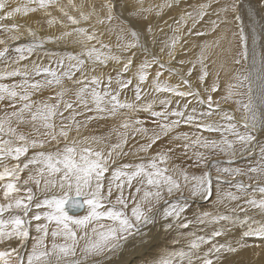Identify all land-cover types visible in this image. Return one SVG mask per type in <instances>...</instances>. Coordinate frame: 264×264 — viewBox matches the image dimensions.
<instances>
[{
  "label": "snow or ice",
  "instance_id": "1",
  "mask_svg": "<svg viewBox=\"0 0 264 264\" xmlns=\"http://www.w3.org/2000/svg\"><path fill=\"white\" fill-rule=\"evenodd\" d=\"M131 2L104 0L102 11L93 7L85 12L83 4L74 0H67L66 5L60 0H26L11 9L6 0H0V20L40 12L49 17V27L64 29L59 35L41 36L28 27L27 42L13 47L12 42L22 39L21 26L0 23V32L5 34L0 38V64L4 65L0 69V103H7L0 115V264H101L130 238L150 242L152 229L158 226L166 235H176L172 250L153 264H224L225 254L264 247V219L249 214L256 211L264 217V0H219L218 19L210 22L213 29L218 23L240 22L238 31L232 33L241 48L233 63L243 67L235 71V82L226 85L222 97L225 102L234 100L240 121L213 100L210 92L217 91V83L205 89L209 94L204 99L185 74L166 67L150 51V39L153 44L156 39L146 14L155 10L159 16V10L171 8L174 0L148 8L143 7V0H136L141 6L124 16ZM209 7V3H201L186 10L177 23L192 19L195 24ZM52 8L60 12L59 18L52 16ZM98 26L115 35L114 47L101 41ZM176 32L178 29L160 48L161 53L167 49L170 58L181 39ZM69 39L79 51L46 48ZM207 47H202L197 58L200 83L209 75L204 65ZM140 53L145 58L137 64ZM34 55L36 59L28 63ZM109 62L122 65L113 69L115 75L104 71ZM133 66V75L126 77ZM165 72L169 77L178 76L180 82L170 83L163 78ZM192 72L188 68L187 77ZM6 80L11 83L3 82ZM65 81L72 86L66 87ZM130 88L132 99L126 96ZM46 89L56 91L45 99H33ZM173 103L177 106L169 107ZM157 104L160 110H155ZM200 105H206V110L199 111ZM141 113L153 118L151 130L144 127ZM109 118L120 122L106 135L81 138L83 127ZM182 125L196 131L180 132ZM24 127L30 131H23ZM73 129L76 135L69 139ZM137 134L147 142L125 151L129 136ZM166 136H171L173 146L150 155L157 141ZM257 148L258 161L245 168L221 167L209 155L222 154L232 163ZM180 149L190 164L173 163L174 153ZM130 154L133 162L119 163ZM137 157L139 162H135ZM195 168L202 170L199 175L190 171ZM213 168L217 185L222 178L231 177L226 180L229 190L216 187L211 211H198L191 218L184 215L190 201H208L213 196ZM25 171L28 175L22 179ZM70 197L79 198L71 201L72 214L66 210ZM77 210L85 214H77ZM237 226L244 228L240 237L229 239ZM253 237L261 243H245Z\"/></svg>",
  "mask_w": 264,
  "mask_h": 264
},
{
  "label": "rangeland",
  "instance_id": "2",
  "mask_svg": "<svg viewBox=\"0 0 264 264\" xmlns=\"http://www.w3.org/2000/svg\"><path fill=\"white\" fill-rule=\"evenodd\" d=\"M12 1V2H11ZM24 1H26V0H22V3H20L19 4V0H9V2L8 1H6V3L8 2V3H10V4H15V5H22L23 3H25ZM89 1V0H88ZM92 1V4L91 3H89V2H86V0L84 1V0H74V2L77 4V5H80V4H83V10L85 11V12H88V11H91L92 10V8L93 7H95L96 6V4H98V6H100L99 4L101 3L100 1H102V0H100L98 3H96L95 2V0H91ZM90 1V2H91ZM96 1H98V0H96ZM159 1H161V2H159ZM163 1V2H162ZM177 1V2H176ZM196 1V2H195ZM201 1V2H200ZM207 0H203V2H202V0H174V2H173V5H172V7H173V9H175L176 7V11L175 10H173L174 12L172 13V15H174V17L171 15V16H169L172 20H173V22L172 23H175V25L177 24V26L176 27H182L181 28V31L179 32V33H177V35H179L180 37H181V39H180V41L181 42H179L178 44L180 45V44H182L183 43V41H182V39H184L185 37H190V40L189 39H187V40H185V42L182 44V45H180L181 46V48H179V51H175V52H173V59L174 60H176L177 58H179L181 55H183L184 56V63H186V59L187 58H185V57H188L189 56V60L187 61V64L188 65H190V67L191 68H193V72H192V74H191V76L190 77H187V71L188 70H186V71H184L183 69H181L180 67H178L179 69L178 70H181V71H184L183 73L185 74V76H186V78H188L189 80H190V82H191V84H192V86H193V88H196V89H198L200 92H201V96L204 98V99H207V95L209 94V93H206L205 92V89H211V87H212V85H213V83L215 82V83H217V91L216 92H210V94L212 95V97H213V100L214 101H219V106H220V109H222L223 111H226V112H229L230 114H232L233 115V117L235 118V120H237V121H240L241 120V113L240 112H238L237 110H236V104L234 103V100H229V101H227V102H225L223 99H222V97L226 94L225 93V88H226V86H225V84L227 85V84H229V83H234L235 81L232 79V77H233V75H234V73H235V71L237 70V69H242V67H243V64H240V65H236V64H234L233 63V59L237 56V54L241 51V48H240V45H239V43H238V40H236V39H234L233 38V35H232V33L233 32H236V31H238V26H239V23L240 22H236L235 24L236 25H238V26H235L234 27V29L232 30V31H230V29H229V24H224V23H218V25H217V27L215 28V29H213V27H212V24L210 23L211 21H213V20H217V14H216V9H217V7H220V6H222L221 4H219L220 2H218V1H216V0H213V1H211V0H208L207 2H206ZM165 2V0H158V1H156V0H143V7L144 8H148V7H150V6H158V5H160V3L162 4V3H164ZM187 2V3H186ZM190 2V3H189ZM210 2V3H209ZM60 3L61 4H67V0H60ZM96 3V4H95ZM159 3V4H158ZM199 3H209L210 4V7H209V9H208V11H210L211 9V11H210V15H209V13H206V15L203 17V19H199V20H197L196 22H195V24H193V21H192V19H189L190 20V22H191V24H187V22H182V24L184 23V25H182L181 23H177L178 21H180V18H181V16H180V14L177 16L176 15V13H181L182 15H184V13H185V11L187 10V11H191L193 8H195ZM215 4V5H214ZM219 4V5H218ZM89 5V6H88ZM136 5V0H134V3H133V0H132V2H131V4H130V6H129V9L127 10V11H125L124 13H123V15L124 16H127L128 15V11H132L133 10V7H136V8H138L137 7V5ZM10 8L9 9H11V5H8ZM98 6L97 7H95V9H96V11H102V7H99L98 8ZM141 5H139V7H140ZM17 7V6H16ZM171 7V8H172ZM171 8H168V7H165L164 9H162V10H159V9H156V10H159L160 11V15L159 16H157L156 15V11L154 10V11H152V12H150V13H147L146 14V17H147V22L148 23H151L152 24V26H153V28H154V34H155V39H156V43H151V39H150V42H149V44H148V46H150L149 48H150V51L153 53V54H155V55H157L158 57H159V55H161L162 57L163 56H166L165 54H167V49L163 52V53H161V52H159L160 50V48L162 47L161 45V43H159L160 42V40L161 39H159V38H162L163 37V33H167V32H171V30L170 31H168V30H165V28L163 27L164 25H163V22H161L160 23V21L162 20V19H164L165 17H167V15H168V13L170 12V10H171ZM180 9V10H179ZM178 10H179V12H178ZM182 10V11H181ZM214 10V11H213ZM49 11L52 13V16H55V17H57V18H59L60 16H61V14H60V12L57 10V9H55V8H52V9H49ZM69 11H72L73 12V14H76L75 13V11H73L72 9H69ZM118 11H119V9H118ZM176 12V13H175ZM212 12V13H211ZM175 13V14H174ZM0 15H2V13H0ZM16 14H14V16L12 17V18H8V19H4V20H0V23H3V24H6V25H12V24H17V25H20L21 27H20V30H22V31H20V32H22V34H23V36H22V41L20 40V41H18V42H12V44H13V47L17 44V43H24L25 41H27V32H26V29H27V27H31L34 31H37V33L39 34V35H41V36H44V35H49V34H55V35H59V33L61 32V31H63L64 29L63 28H60V26L59 25H53L52 27H49L48 25H47V23H46V20L49 18V17H45L44 15H43V13H40V12H37V13H28L27 14V16L26 15H23V14H17L16 16H15ZM21 15V16H20ZM23 15V16H22ZM175 15H176V17H175ZM209 15V16H208ZM207 16V18H205ZM19 17V18H18ZM25 17V18H24ZM179 17V18H178ZM209 17V18H208ZM177 18V20H175ZM205 18V19H204ZM229 18H231V17H229ZM16 21H15V20ZM220 20H223V17H220L219 18ZM175 20V21H174ZM15 21V22H14ZM32 21V22H31ZM177 21V22H176ZM19 22V23H18ZM90 23V22H89ZM245 23H246V21H245ZM156 24V25H155ZM163 26H162V25ZM159 25H161V28L160 27H158ZM168 25H170L171 26V24H168ZM190 25H191V27H190ZM199 26V28L197 29V27H195V26ZM209 25V26H208ZM222 25V26H221ZM225 26V28H224V26ZM83 26H85V27H87L88 26V24L87 23H85ZM55 27V28H54ZM186 27V28H185ZM223 27V28H222ZM163 28V29H162ZM184 28V29H183ZM190 28V29H189ZM207 28V29H206ZM54 29V30H53ZM162 29V30H161ZM193 29V30H192ZM24 30H25V32H24ZM103 30H105L104 29V27H102V26H100V27H98V31H100V33H103V35H101V41L102 42H104V43H108V44H111L113 47L115 46V44H116V39H115V35L114 34H112V36L111 35H109L107 32H106V30L105 31H103ZM159 30V31H158ZM192 30V31H191ZM188 31V32H187ZM197 31L198 32H200L201 31V33H203V35H200V36H197L196 35V33H197ZM205 31H207V32H205ZM182 32V33H181ZM209 32V33H208ZM169 33H167V34H169ZM104 34H105V36H104ZM108 34V35H107ZM180 34H182V35H180ZM193 34V35H192ZM191 36H193V37H191ZM196 36V37H195ZM209 36V37H208ZM226 37V38H225ZM0 38H5V34L4 33H2V32H0ZM196 38H198L197 40H199V41H197L196 40ZM72 39H74V38H72ZM72 39H69L68 41H66V42H62V43H60V44H58V45H54V44H48V45H46V48L47 49H50V50H52V51H59V52H63V51H79L80 49H79V47L76 45V44H74V43H72ZM193 39V41H191ZM225 39L228 41H225ZM104 40V41H103ZM195 40V41H194ZM189 41H191V42H189ZM221 41H225V42H221ZM195 42V45L194 46H191L192 45V43H194ZM197 42V43H196ZM227 43V44H226ZM15 44V45H14ZM187 45V46H186ZM205 45H207L208 47L205 49V56H206V59L204 60V65H205V67L207 68V71H208V73H209V75L207 76V77H205V81H204V83H200V81H199V75H200V64L199 63H197V58L200 56V53H201V49H202V47L203 46H205ZM97 46H99V45H97ZM157 47V48H156ZM190 47V48H189ZM187 49H189V50H187ZM190 49H191V55H190V53H189V51H190ZM184 50V51H183ZM186 50V51H185ZM181 51H182V53H181ZM193 51V52H192ZM217 51V52H216ZM166 52V53H165ZM160 53V54H159ZM165 53V54H164ZM183 53H186V54H183ZM141 54V53H140ZM143 54V53H142ZM162 54H164V55H162ZM210 54V55H209ZM168 55V54H167ZM218 55V56H217ZM182 56V57H183ZM223 56V57H222ZM143 57H144V54H143ZM216 57V58H215ZM137 58V57H136ZM136 58H135V62H137V64H138V62H140V60H136ZM145 58V57H144ZM166 58H169V56L167 57L166 56ZM36 59V56L34 55L33 57H30L29 58V60L27 61L28 63H30L32 60H35ZM220 59V60H219ZM170 60V59H169ZM163 61V62H168L166 65H168V66H170V64H171V62L172 61ZM211 60V61H210ZM192 61V62H191ZM215 62V64H214V62ZM230 61V62H229ZM170 62V63H169ZM178 63H179V61H177ZM189 62V63H188ZM190 62H191V64H190ZM43 63L45 64V65H47V60L45 59L44 61H43ZM110 63V62H109ZM114 66H112V65ZM187 64H183V66H185V65H187ZM109 66H110V68H109ZM219 66V67H218ZM224 66V67H223ZM4 67V65L3 64H0V69H2ZM109 68V69H107V68ZM105 68H104V71H105V73L107 74V72H109V71H113V69H117L118 68V65L117 64H114V62H111L110 64H108V66H106ZM215 67V68H214ZM135 68V66L133 67V69L131 70V72H132V74H133V72H134V69ZM156 68V66H154L153 67V69L151 70V75H153L154 73H155V69ZM173 68V67H172ZM226 68V69H225ZM231 68V69H230ZM220 69H222L223 71H224V73L222 72V70H220ZM228 69V70H227ZM108 70V71H107ZM194 70H199L198 72H196V71H194ZM219 70V71H218ZM232 70V71H231ZM154 71V72H153ZM230 71V72H229ZM221 72V73H220ZM225 72H226V74H227V76L225 75ZM113 73H114V71H113ZM165 73H167V72H165ZM164 73V74H165ZM223 73V74H222ZM168 74V73H167ZM229 74V75H228ZM212 75H213V77H212ZM154 76V75H153ZM231 76V77H230ZM77 77H79V73H77ZM172 77H175L176 78V80L177 79H179L180 80V78H178V76H172ZM230 77V78H229ZM163 78H164V76H163ZM225 79V83H223V85L221 86V80L222 79ZM227 79V80H226ZM10 81V82H9ZM3 82H7V83H11V80H6V81H3ZM228 82V83H227ZM150 83H151V81L149 80L146 84H145V87L147 88V87H149V85H150ZM170 83H171V81H170ZM172 83H173V81H172ZM174 84V83H173ZM177 84V83H176ZM65 86L66 87H71L72 85H71V83L70 82H68V81H65ZM221 87H223V89L221 88ZM220 89L222 90L221 92H220ZM186 90V89H185ZM55 89H46V90H44L43 92H41V95H40V93H37V94H35L34 96H33V99L34 100H40V99H45V98H47L48 96H53L54 95V93H55ZM133 95H134V93H133V91L131 90V88L129 89V91L126 93V96H127V98L128 99H132V97H133ZM35 97V98H34ZM39 98V99H38ZM123 98V97H122ZM150 98V97H149ZM175 99V98H174ZM54 102V101H53ZM184 103V101H181V105ZM177 105L175 104V103H173L172 105H170L169 107H176ZM195 106V105H194ZM5 107H7V103L6 102H3V103H0V115H2L3 114V109L5 108ZM160 108H161V106L159 105V104H157V105H155V110H160ZM206 108H207V106L206 105H200V106H198V110L199 111H203V110H206ZM67 115H69V113L68 112H65V116H67ZM219 115V113H217V116ZM140 118L142 119V120H144L145 121V123H144V125L146 126V128H148L149 130H151L155 125H153L154 124V122H153V118L150 116V114L149 113H141L140 114ZM215 118V117H214ZM77 119H81V120H83V117H77ZM110 120V121H109ZM111 121H113V120H111V118H109V119H107V120H100V121H96V122H90L89 124H88V126L87 127H83L82 129H81V138H83V137H85V135H87V134H89L91 131L92 132H94V133H90V135H96L97 134V132L99 133V134H97L96 136H98V135H105V134H107V132L111 129V125H113V123L115 124V122L113 121L112 123H111ZM109 122V123H108ZM148 122V123H147ZM57 123L59 124V120H57ZM147 123V124H146ZM148 125V126H147ZM150 125V126H149ZM144 126V127H145ZM24 129H25V127H24ZM96 131V132H95ZM178 131H180V132H188V133H192V132H194V131H196V129L194 128V127H191V126H188V125H182L179 129H178ZM106 132V133H105ZM175 133H173L172 135H174ZM200 134H204V135H209L210 133H208V132H202V133H200ZM76 135V131H75V129L71 132V134H70V137H69V139H71L73 136H75ZM89 135V136H90ZM92 135V136H93ZM137 137H139V139L137 138ZM217 138H218V136H216ZM141 138V139H140ZM131 139V140H130ZM133 139V140H132ZM134 139H137L138 141H141V143H142V141H144L143 143H146L147 142V139H145L144 138V136L143 135H139V134H137V136H131L130 135V137H129V142H133L134 141ZM146 140V141H145ZM170 140H171V136H166V137H162L161 138V140H159V141H157V143L159 142H161L160 143V145H162L164 148H167V147H172L173 145L170 143ZM165 144H164V143ZM157 143L153 146V148L152 149H155V150H158V145H157ZM172 145V146H171ZM127 146H129V144L127 143L126 145H125V147H127ZM130 146L131 147H133L134 148V146H135V148L136 147H138L139 146V144L137 143V142H134V143H132V144H130ZM61 147H63V143H61ZM126 149V148H125ZM124 149V150H125ZM151 149V150H152ZM46 150V149H45ZM181 150L182 149H180V150H178V151H176L175 153H174V155H180L181 154ZM256 150H258L259 151V149L257 148ZM256 150H254V152L252 153V154H250L249 155V158H254L253 160H256V161H258V155H259V152L257 153L256 152ZM32 151L33 150H30L29 151V153H28V155L29 156H31L32 155ZM257 153V154H256ZM256 154V155H255ZM209 155H210V157H211V159H214V160H218V161H220V166L221 167H232V166H234V167H237V166H241V168H242V166H244L243 168H245L246 166H248V163H240V162H242L241 160L242 159H244V157L245 156H243V157H239V156H237V158L232 162V163H227V161H228V157H226V156H224V155H218V154H212V153H209ZM217 157H216V156ZM176 156H174V158L176 157ZM255 156V157H254ZM22 160H23V158H22ZM123 161H124V157L123 158H121L120 159V161H119V163L120 164H123ZM185 161V160H184ZM246 161H248V159L246 160ZM131 162H133V161H131ZM178 162H179V164H181V162L178 160ZM186 162V161H185ZM255 162V161H254ZM184 163V162H183ZM191 163V161L190 160H188L186 163H184L183 164V166L185 165V164H190ZM249 163H251V162H249ZM115 166H119V165H115ZM233 167V168H234ZM195 170V171H194ZM191 172H197V174L199 175L200 174V172L202 171L201 169H199V168H195V169H192V170H190ZM196 174V173H195ZM212 174H213V178L217 175V173H216V171H215V168H213L212 169ZM22 175V179L23 178H26L27 177V175H28V172L27 171H25L24 173H22L21 174ZM111 175V172H109V173H106V176H110ZM222 180H224V181H230L231 180V177H226V178H223ZM214 182V181H213ZM221 182V181H220ZM32 187H33V189H35L36 188V186L33 184L32 185ZM71 194V193H70ZM74 194V193H73ZM73 194H71V195H73ZM38 195L40 196V199H42L43 198V195L42 194H39L38 193ZM42 196V197H41ZM0 202H3V199H2V193H0ZM190 203H192V201H190ZM251 212V211H250ZM256 213H258V212H256V211H252L251 212V215H256ZM249 239V242L252 244L253 242V244H256L255 242H257V244H260L261 242H260V240L259 239H257V238H248ZM259 240V241H258ZM259 242V243H258Z\"/></svg>",
  "mask_w": 264,
  "mask_h": 264
},
{
  "label": "bare ground",
  "instance_id": "3",
  "mask_svg": "<svg viewBox=\"0 0 264 264\" xmlns=\"http://www.w3.org/2000/svg\"><path fill=\"white\" fill-rule=\"evenodd\" d=\"M6 1H8L9 2V0H6ZM78 1V0H77ZM82 1V0H81ZM85 1V0H84ZM91 0H86V2H89V3H91L92 4V1L90 2ZM100 0H98V1H96L95 0V2L96 3H98ZM156 1H158V0H156ZM198 1V0H197ZM208 1V0H207ZM206 1V2H207ZM211 1H213V0H211ZM216 1H218L219 2V0H216ZM7 2V5H11V8H14V7H16V6H20V5H15V4H10V3H8ZM12 2V1H11ZM25 3H26V1H24ZM101 3L99 4L100 6H98V4H96V6L95 7H97L98 6V8L99 7H101L102 6V4H103V2H104V0H102V1H100ZM159 2H161V1H159ZM163 2V1H162ZM177 2V1H176ZM196 2V1H195ZM201 2V1H200ZM202 2H203V0H202ZM20 3H22V0H19V4ZM133 3H134V0H133ZM187 3V2H186ZM190 3V2H189ZM210 3V2H209ZM24 4V3H23ZM159 4V3H158ZM161 4V3H160ZM199 4H201V3H199ZM198 4V5H199ZM220 4V3H219ZM218 4V5H219ZM136 5H137V7H139V3H136ZM135 5V6H136ZM215 5V4H214ZM85 6V5H84ZM89 6V5H88ZM86 7V6H85ZM8 8H10L9 6H8ZM177 8V7H176ZM175 8V9H176ZM175 9H173V7L171 8V10H170V12L168 13V15H167V17H165L164 19H162L161 21H160V23L161 22H163V27L165 28V30H168V31H170L171 30V32L169 33V32H167V33H169V34H167V33H163L162 35H163V37L162 38H159V39H161L160 40V42L159 43H161L162 45V47L164 46V42H165V40L168 38V37H171L173 34H174V30H177L178 29V32H176V34L177 33H179L180 31H181V28L182 27H176L177 26V24L175 25V23H172L173 22V20L169 17V16H171L172 15V13L174 12L173 10H175ZM180 10V9H179ZM179 10H178V12H179ZM212 10V9H211ZM210 10V11H211ZM176 11V10H175ZM182 11V10H181ZM210 11H207V13H209V15H210ZM214 11V10H213ZM176 13V12H175ZM174 13V14H175ZM212 13V12H211ZM179 15L180 14V16H182V14L181 13H176V15ZM17 15V14H16ZM15 15V16H16ZM24 15V14H23ZM22 15V16H23ZM176 15H175V17H176ZM177 15V16H178ZM208 15V16H209ZM21 16V15H20ZM27 16V15H26ZM173 17H174V15H172ZM19 18V17H18ZM25 18V17H24ZM179 18V17H178ZM205 18H207V16L205 17ZM204 18V19H205ZM209 18V17H208ZM217 19H218V17H217ZM230 21L232 20V18H228ZM15 20V19H14ZM175 20H177V18L175 19ZM174 20V21H175ZM16 21V20H15ZM14 21V22H15ZM32 22V21H31ZM177 22V21H176ZM186 22H187V24H191V22H190V20L189 19H187L186 20ZM19 23V22H18ZM181 24H182V22H180ZM185 23V22H184ZM184 23L182 24V25H184ZM236 22H232V23H229V29H230V31H232L233 29H234V27L235 26H238V25H236L235 24ZM168 24H171V26L170 25H168ZM156 25V24H155ZM161 25H159L158 27H160L161 28ZM192 25V24H191ZM191 25H190V27H191ZM195 26V25H194ZM209 26V25H208ZM222 26V25H221ZM224 26V25H223ZM98 27H100V26H98ZM195 27H197V29L199 28V26H195ZM28 28V27H27ZM55 28V27H54ZM61 28V27H60ZM186 28V27H185ZM223 28V27H222ZM224 28H225V26H224ZM105 29V28H104ZM163 29V28H162ZM161 29V30H162ZM184 29V28H183ZM190 29V28H189ZM200 29V28H199ZM207 29V28H206ZM54 30V29H53ZM193 30V29H192ZM191 30V31H192ZM20 31H22V30H20ZM103 31H105V30H103ZM159 31V30H158ZM24 32H25V30H24ZM100 32V31H99ZM188 32V31H187ZM198 32V31H197ZM201 32V31H200ZM205 32H207V31H205ZM22 33V32H21ZM182 33V32H181ZM209 33V32H208ZM108 35V34H107ZM180 35H182V34H180ZM193 35V34H192ZM104 36H105V34H104ZM112 36V35H111ZM191 37H193V36H191ZM196 37V36H195ZM209 37V36H208ZM226 38V37H225ZM187 39H189L190 40V37H185L184 39H182V41H183V43L185 42V40H187ZM198 38H196V40H197ZM22 41V40H21ZM104 41V40H103ZM191 41H193V39L191 40ZM191 41H189V42H191ZM195 41V40H194ZM197 41H199V40H197ZM225 41H227L226 39H225ZM225 41H221V42H225ZM25 42H27V41H25ZM179 42H181V41H179ZM178 42V43H179ZM228 42V41H227ZM20 43V42H19ZM177 43V45H176V47H175V49H174V51L173 52H177V51H179V48H181V46L180 45H182V44H178ZM197 43V42H196ZM195 45V42L194 43H192V45L191 46H194ZM227 44V43H226ZM15 45V44H14ZM184 45V44H183ZM187 46V45H186ZM148 47H150V46H148ZM157 48V47H156ZM190 48V47H189ZM150 49V48H149ZM160 50V49H159ZM187 50H189V49H187ZM184 51V50H183ZM186 51V50H185ZM160 52V51H159ZM191 52V49H190V51H189V53ZM193 52V51H192ZM217 52V51H216ZM166 53V52H165ZM164 53V54H165ZM181 53H182V51H181ZM160 54V53H159ZM164 54H162V55H164ZM183 54H186V53H183ZM167 57H168V55L167 54H165ZM190 55H191V53H190ZM210 55V54H209ZM166 56H161V55H159V58H160V60L163 62V61H168L169 59V61H172L171 62V64H170V66H168V65H166V67H173V68H176V69H179L178 67H180L181 69H183L184 71H186V70H188V68H190V65H188L187 64V61L189 60L188 58H189V56L188 57H185V58H187L186 59V63H184V64H187V65H185V66H183V65H181L180 63H178L177 61H184L183 59H184V56L183 55H181L179 58H177L176 60H174L173 58H166ZM183 56V57H182ZM218 56V55H217ZM223 57V56H222ZM216 58V57H215ZM144 59V57H143V54L141 53V54H138V56H137V58H136V60H143ZM220 60V59H219ZM211 61V60H210ZM192 62V61H191ZM191 62H190V64H191ZM214 62V61H213ZM230 62V61H229ZM111 63V62H110ZM109 63V64H110ZM135 63H137V62H135ZM139 63V62H138ZM166 63V62H165ZM168 63V62H167ZM166 63V64H167ZM170 63V62H169ZM189 63V62H188ZM115 64V63H114ZM214 64H215V62H214ZM112 65V64H111ZM108 66V65H107ZM113 66V65H112ZM122 65H118V68L119 67H121ZM114 67V66H113ZM134 67V66H133ZM219 67V66H218ZM224 67V66H223ZM107 68V67H106ZM109 68H110V66H109ZM109 68H107V69H109ZM117 68V69H118ZM215 68V67H214ZM133 69V68H132ZM135 69V68H134ZM156 69V68H155ZM226 69V68H225ZM231 69V68H230ZM220 70H222V69H220ZM228 70V69H227ZM108 71V70H107ZM135 71V70H134ZM156 71V70H155ZM181 71V70H180ZM184 71H181L182 73L184 72ZM194 71H196V72H198L197 70H194ZM219 71V70H218ZM232 71V70H231ZM110 72V71H109ZM111 72H112V74L113 75H115V72L113 73V71L111 70ZM154 72V71H153ZM222 72L224 73V71L222 70ZM230 72V71H229ZM108 73V72H107ZM221 73V72H220ZM222 73V74H223ZM184 74V73H183ZM126 75V77H131L133 74H132V72L131 71H129V73H127V74H125ZM154 75V74H153ZM225 75L227 76V74H226V72H225ZM229 75V74H228ZM164 79H169L170 81H171V83H172V81H173V83L174 84H176V83H179L180 82V80L179 79H177L176 80V78L175 77H169V75L167 74V73H165L164 75ZM212 77H213V75H212ZM228 77V76H227ZM231 77V76H230ZM229 77V78H230ZM179 78V77H178ZM227 80V79H226ZM10 82V81H9ZM221 86L223 85V83H225V79L223 78L222 80H221ZM228 83V82H227ZM225 86H226V84H225ZM222 89H223V87H221ZM222 90L220 89V92H221ZM40 95H41V93H40ZM35 98V97H34ZM39 99V98H38ZM111 120H113L114 122H115V124L113 123V125H116V124H118L120 121L119 120H114V119H111ZM110 121V120H109ZM113 121H111V123L113 122ZM109 123V122H108ZM148 123V122H147ZM146 123V124H147ZM113 125H111V126H113ZM154 125V124H153ZM145 126V125H144ZM148 126V125H147ZM150 126V125H149ZM146 127V126H145ZM23 131H25V132H29L30 131V129L28 128V127H25V129L23 128L22 129ZM74 130V129H73ZM92 132V131H91ZM90 132V133H91ZM96 132V131H95ZM90 133L89 134H87V135H85V136H89L90 135ZM92 133H94V132H92ZM100 133V132H99ZM98 132H97V134H99ZM106 133V132H105ZM96 134V135H97ZM93 135V134H92ZM92 135H90V136H92ZM106 135V134H105ZM140 135V134H139ZM201 135H204V134H201ZM98 136H100V135H98ZM137 136V135H136ZM204 136H210V137H212V138H217L216 137V134H209V135H204ZM130 137V136H129ZM138 139H139V137H137ZM145 139H147L146 137H144ZM141 139V138H140ZM131 140V139H130ZM133 140V139H132ZM146 141V140H145ZM112 142H115V137L113 136L112 137ZM134 142H137L138 144H141V141H138L137 139H134V141L133 142H129L128 141V144H129V146H127V147H125L126 149H125V151H130V150H132V151H134L135 150V146H134V148L133 147H131L130 146V144H132V143H134ZM144 141H142V143H143ZM161 143V142H160ZM160 143L158 142L157 143V145H158V150H160V149H162V148H164L162 145H160ZM164 143V142H163ZM165 144V143H164ZM172 146V145H171ZM47 150V149H46ZM158 150H155V149H152V150H150V155H152V154H155ZM256 150V149H255ZM258 150H256V152H257ZM181 152H182V150H181ZM259 152V151H258ZM257 152V153H258ZM256 153V154H257ZM252 154V153H251ZM255 154V155H256ZM141 156H143V154L141 153L140 154ZM218 155H220V154H218ZM217 155V156H218ZM222 155V154H221ZM220 155V156H221ZM174 156H176V155H174ZM216 156V155H215ZM216 156V157H217ZM259 156V155H258ZM255 157V156H254ZM259 158V157H258ZM248 159V161H246ZM254 158H249V155H246L245 157H244V159H242L241 161L242 162H240L241 164L242 163H248V165L249 164H252L254 161L256 162V160H253ZM178 160L181 162V164L180 165H182L183 166V164L184 163H186L185 161V158L184 157H182V155L180 154V155H177L175 158H174V160H173V163H175V164H179V162H178ZM185 160V161H184ZM131 161H133V156L130 154L129 156H127V157H124V161H123V163H129V162H131ZM135 162H139V157H137L136 158V161ZM184 162V163H183ZM249 162H251V163H249ZM187 164H185L184 166H186ZM232 167H234V166H232ZM237 167H240L241 168V166H237ZM244 166H242V168H243ZM235 168V167H234ZM190 170H192V169H190ZM195 171V170H194ZM194 173H196L197 174V172H194ZM198 175V174H197ZM223 179V178H222ZM220 180L219 181V184L217 185V182H216V180H215V177L213 178V196L208 200V201H203V200H199V199H196V200H193L192 201V203H190V207H189V209L184 213V215H186V216H188V217H193L194 216V214H196L198 211H205V210H207V211H211L212 210V207H213V201L215 200V189H216V187L217 186H219L221 189H223L224 191H227V190H229V188H230V184L228 183V182H226V181H224V180ZM243 179H245V182L247 183L248 181H247V179L246 178H243ZM33 191H36V188L35 189H33ZM74 192H72L71 194H73ZM74 195V194H73ZM42 197V196H41ZM71 198V197H70ZM43 199V198H42ZM112 199H115V196H113L112 197ZM233 206H235L234 204H233ZM221 210L222 211H226L225 209H223V207L221 206ZM252 212V211H251ZM251 212L249 213L250 215H251ZM70 214V213H69ZM77 214H80V215H82V214H85V213H83V212H78ZM253 216H255L256 217V219L257 220H260V219H264V217H261V215L259 214V213H256V215L254 214ZM35 223V222H34ZM244 230V228H242V227H239V226H237L233 231H232V233H231V235L229 236V239H231V238H239L240 237V235H241V232ZM145 231H147V229H145ZM152 233H153V239H151V241L149 242V240H147V239H145L144 241H141L139 238H130V239H128L127 241H125V244H124V246L114 255V256H110L107 260H102L101 261V264H109V261H110V264H153V261H155V260H157V259H159L160 257H161V255H163L166 251H171L172 250V248H173V245H172V243H171V241H172V239L175 237V235H176V233L175 232H173V233H171V234H168V235H166L165 234V232H164V230L161 228V227H156V228H153L152 229ZM33 235H35V232L33 231V233H32ZM259 241V240H258ZM245 243H247V244H250L251 245V243L249 242V239H247L246 241H245ZM254 243V242H253ZM252 243V244H253ZM256 244H257V242H255ZM259 243V242H258ZM30 245H31V241H29V247H30ZM223 260H224V264H264V247H247V248H244V249H242V250H240L238 253H236V254H225L224 255V257H223Z\"/></svg>",
  "mask_w": 264,
  "mask_h": 264
},
{
  "label": "water",
  "instance_id": "4",
  "mask_svg": "<svg viewBox=\"0 0 264 264\" xmlns=\"http://www.w3.org/2000/svg\"><path fill=\"white\" fill-rule=\"evenodd\" d=\"M73 199H79V198L71 197L70 200H69V202H68V204H66V210H67L70 214H72L71 201H72ZM78 212H79V210H77V213H78Z\"/></svg>",
  "mask_w": 264,
  "mask_h": 264
}]
</instances>
